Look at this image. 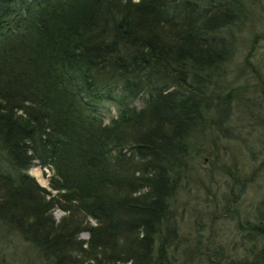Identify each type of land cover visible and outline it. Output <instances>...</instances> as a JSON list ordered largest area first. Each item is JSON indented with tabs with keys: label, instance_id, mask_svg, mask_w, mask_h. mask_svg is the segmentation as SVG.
Returning a JSON list of instances; mask_svg holds the SVG:
<instances>
[{
	"label": "trees",
	"instance_id": "16d2710c",
	"mask_svg": "<svg viewBox=\"0 0 264 264\" xmlns=\"http://www.w3.org/2000/svg\"><path fill=\"white\" fill-rule=\"evenodd\" d=\"M250 6L0 0V219L40 262L175 264L174 197L192 143L228 116L233 29ZM36 165L53 171L50 191ZM258 214L259 248L227 264H264V201Z\"/></svg>",
	"mask_w": 264,
	"mask_h": 264
},
{
	"label": "rangeland",
	"instance_id": "374dc122",
	"mask_svg": "<svg viewBox=\"0 0 264 264\" xmlns=\"http://www.w3.org/2000/svg\"><path fill=\"white\" fill-rule=\"evenodd\" d=\"M247 1L244 24L233 29L228 116L221 129L210 126L192 143L188 170L174 197L180 226L175 264H227L251 258L252 248L260 245L256 230L248 227L258 220L264 201V0ZM108 108L109 117L116 114L113 105ZM30 174L51 190V169L36 165ZM52 214L58 221L65 212L55 207ZM88 237L87 232L79 236ZM40 261L35 246L0 219V264Z\"/></svg>",
	"mask_w": 264,
	"mask_h": 264
}]
</instances>
